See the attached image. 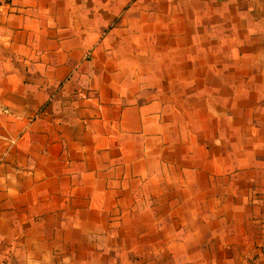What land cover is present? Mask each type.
<instances>
[{
	"label": "crops",
	"instance_id": "crops-1",
	"mask_svg": "<svg viewBox=\"0 0 264 264\" xmlns=\"http://www.w3.org/2000/svg\"><path fill=\"white\" fill-rule=\"evenodd\" d=\"M0 264H264V0H0Z\"/></svg>",
	"mask_w": 264,
	"mask_h": 264
}]
</instances>
